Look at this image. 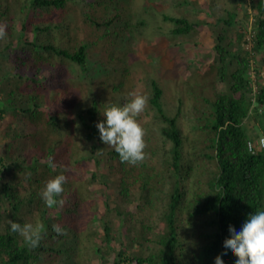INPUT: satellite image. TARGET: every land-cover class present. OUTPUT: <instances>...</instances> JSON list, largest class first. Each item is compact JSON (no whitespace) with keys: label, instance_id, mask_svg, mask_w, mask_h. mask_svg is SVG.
Returning <instances> with one entry per match:
<instances>
[{"label":"trees","instance_id":"trees-1","mask_svg":"<svg viewBox=\"0 0 264 264\" xmlns=\"http://www.w3.org/2000/svg\"><path fill=\"white\" fill-rule=\"evenodd\" d=\"M254 1L244 43L235 7L208 15L174 0L158 12L143 7L129 24L120 0H0V264H216L227 254L229 228L264 210V150L249 149L264 135V85L253 97L249 73L264 53V0ZM213 25L210 63L196 59L169 87L148 72L141 79L145 157L121 162L96 127L107 108L99 86L116 68L94 45L131 27L190 37ZM61 173L64 204L48 207L41 189ZM11 222L41 224L40 245Z\"/></svg>","mask_w":264,"mask_h":264},{"label":"rangeland","instance_id":"rangeland-1","mask_svg":"<svg viewBox=\"0 0 264 264\" xmlns=\"http://www.w3.org/2000/svg\"><path fill=\"white\" fill-rule=\"evenodd\" d=\"M121 6L124 9V17L126 23L135 24L136 20L142 14L143 7L160 11L162 8L169 6L174 0H120ZM194 2L204 6V13L210 15L223 14L226 10L233 7L237 8V31H244V43L247 34L252 32L255 24V8L254 0H194ZM251 7V11L249 10ZM204 13H200L204 15ZM153 19V18H152ZM83 33L92 37H97V33L93 26L83 23ZM210 28V27H209ZM208 27L202 30L199 34L190 37L168 35H160L154 32L151 28L142 33L135 32L134 29L128 28V31L115 30L112 37L99 40L94 45L93 55L99 56L104 60H111V64L116 70L111 71L106 77L105 82L99 86V93L104 100L106 106L113 104L123 105L127 103L134 94H143L146 90L143 79L146 75L152 74L156 78L162 80L167 87L172 85L177 73L186 74L190 72L191 66L196 59L202 58L210 63L209 55L214 45L216 32ZM131 29V30H130ZM249 73L252 81L255 80V85H264V53H260L252 58ZM224 88V85L222 84ZM171 94V89H169ZM255 96L254 91L252 92ZM261 113V112H260ZM260 116L254 110L248 122L252 126L254 117ZM262 117V116H261ZM260 118V117H257ZM144 127L148 114L144 110L136 118ZM261 119V118H260ZM254 125V123H253ZM257 123L255 124V127ZM261 127L264 130L262 121ZM134 166V165H133ZM139 172V167L135 171L134 179ZM120 175L117 173L116 178ZM113 192V191H112ZM117 200V199H115ZM113 201V200H111ZM119 201V200H117ZM135 202L133 206H135ZM114 203L112 202V206Z\"/></svg>","mask_w":264,"mask_h":264},{"label":"clouds","instance_id":"clouds-1","mask_svg":"<svg viewBox=\"0 0 264 264\" xmlns=\"http://www.w3.org/2000/svg\"><path fill=\"white\" fill-rule=\"evenodd\" d=\"M6 36V26L0 24V39ZM253 84V81H252ZM148 103V97L143 94H134L123 105H110L105 108L103 119L98 121L96 127L100 140L104 145H109L118 153L121 162L136 164L145 157L144 129L136 119ZM264 109H259L262 112ZM252 151L264 150V137H260L255 144H249ZM49 166L55 169L52 159ZM66 177L57 174L49 179L41 189L40 196L48 207L63 205L64 200L58 199L64 191ZM12 232L19 233L24 241L32 248L40 245L43 236V226L39 223L11 222ZM52 231L58 236L63 235L65 229L60 224H53ZM229 239L224 243L225 253L237 257L234 264H264V210H257L248 214L247 218L237 231L230 227ZM224 255L216 264H225L229 255Z\"/></svg>","mask_w":264,"mask_h":264},{"label":"built area","instance_id":"built-area-1","mask_svg":"<svg viewBox=\"0 0 264 264\" xmlns=\"http://www.w3.org/2000/svg\"><path fill=\"white\" fill-rule=\"evenodd\" d=\"M247 38H248V40H251V35L249 34V35L247 36ZM247 45H250V41L248 42ZM253 91H254V93H256V91H257V87H256V85H255V80L253 81ZM253 101L255 102V105H256L257 103H256L255 99H254ZM262 109H264V106L261 107V110H262ZM261 137H264V135H262ZM259 138H260V137H259Z\"/></svg>","mask_w":264,"mask_h":264},{"label":"crops","instance_id":"crops-1","mask_svg":"<svg viewBox=\"0 0 264 264\" xmlns=\"http://www.w3.org/2000/svg\"><path fill=\"white\" fill-rule=\"evenodd\" d=\"M251 128V130L254 128L255 129V123H254V125L252 124V126L250 127ZM252 132H254V131H252Z\"/></svg>","mask_w":264,"mask_h":264}]
</instances>
